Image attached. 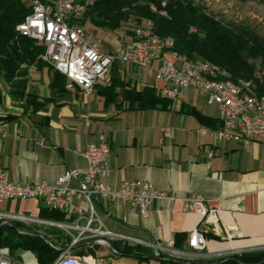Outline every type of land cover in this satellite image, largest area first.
<instances>
[{
  "label": "crops",
  "instance_id": "0c3cea01",
  "mask_svg": "<svg viewBox=\"0 0 264 264\" xmlns=\"http://www.w3.org/2000/svg\"><path fill=\"white\" fill-rule=\"evenodd\" d=\"M22 69L26 75L21 97L0 75V167L8 171L10 181L54 185L66 170L86 167L88 146L104 134L111 149L109 184L146 180L174 199H157L145 215L129 202L105 204L97 198L91 209L79 195L74 199L81 211L73 213L47 208L37 198L10 199L0 201V214L65 223H72L73 218L54 219L50 214H97L102 228L118 236L108 239L120 246L123 237L132 240L126 245L140 240L154 254L158 247L161 257H154L153 264L174 258L164 250L192 253L198 256L193 262L204 264L236 256L245 260L242 263H254L264 257V142H216L203 132L205 127H219L220 120L217 108L207 103L202 90H183L167 108L131 107L121 86L116 87L115 98L106 101L101 91L111 84V78L100 80L87 94L80 87L59 91L54 85L58 71L45 62L24 64ZM112 76L130 81L138 90L146 85L159 90L161 85L153 67L137 70L116 63ZM166 127L170 128L167 136ZM192 195L203 197L208 207L218 210L217 226L203 223L198 213L184 209V198ZM14 222L25 225L30 234L49 238L55 234L52 225L12 217L2 224ZM78 224L84 225L85 220ZM56 229L62 237L71 236L66 229ZM195 229L207 238L202 251L189 245ZM71 233L77 235L79 230L72 228ZM94 248L92 240L85 239L73 252L82 254Z\"/></svg>",
  "mask_w": 264,
  "mask_h": 264
},
{
  "label": "built area",
  "instance_id": "2783aa9c",
  "mask_svg": "<svg viewBox=\"0 0 264 264\" xmlns=\"http://www.w3.org/2000/svg\"><path fill=\"white\" fill-rule=\"evenodd\" d=\"M31 9L25 19L17 25V31L44 46L40 58L51 65L56 71L67 78V89L73 91L80 87L85 93L94 91L100 80L108 81L114 64H130L137 69L152 68L156 79L161 83L160 96L173 100L190 87L202 90L209 105L218 111L221 126L205 127V133H210L216 142L237 141L248 145L253 139L264 142V96H256L253 83L243 81H226V71L219 65L203 60V64H195V60L173 50V40L163 38L154 31V23L144 20L134 26L130 33L123 34L117 40L113 51H102L98 43L87 34L80 25L86 10L94 0H22ZM164 2V8L169 0ZM152 9V6H151ZM158 11V9H152ZM165 14V10L161 11ZM159 61L154 67V62ZM201 74H208V81H201ZM216 76L225 77V85L216 84ZM242 84H250L251 96L242 94ZM226 86H234V93H226ZM170 128H165L166 136ZM110 145L104 134L99 141L88 146L85 152L87 165L84 168H70L58 176L54 185L47 183H19L9 179L8 171L0 167V201L10 199L37 198L47 208L67 213L81 211L75 202V196L85 198L91 209L95 199L105 204L109 201L129 202L137 207L143 215L160 198L174 199V196L158 189L152 182L138 179H128L113 186L106 180L110 166ZM77 182V185H73ZM184 209L198 213L202 222L217 226L220 217L216 208L207 206L201 196L192 195L184 198ZM72 223L47 221L21 215L0 214V220L5 223L9 218H15L24 223L52 225L66 229L71 234L72 241L65 247H59V256L52 264H98V257L89 254H77L73 248L82 240L89 239L97 245H110L113 256L123 255L126 243L116 247L108 238L118 237L110 230L104 229L97 214H64ZM80 219L85 220L79 225ZM79 230L77 235L71 229ZM227 235L231 236L228 232ZM19 232H23L21 229ZM42 236V235H41ZM44 237V236H43ZM132 241V240H130ZM133 240V244H142ZM207 238L200 229H195L189 235V245L197 250L206 248ZM155 258H160L159 248H155ZM31 259L29 264H40L36 252L26 250ZM184 254L178 250H172ZM102 260V258H100ZM34 262V263H32ZM26 263V264H27ZM0 264H13V258L7 248H0Z\"/></svg>",
  "mask_w": 264,
  "mask_h": 264
},
{
  "label": "trees",
  "instance_id": "16d2710c",
  "mask_svg": "<svg viewBox=\"0 0 264 264\" xmlns=\"http://www.w3.org/2000/svg\"><path fill=\"white\" fill-rule=\"evenodd\" d=\"M241 1L263 2L264 0ZM151 6H155L158 11H153ZM162 10H165L166 13L162 14ZM30 11V7L22 0H0V75L10 84L11 91L20 97L24 94L22 83L26 75L22 69L23 65L43 63L40 58L44 52L43 44L25 37L17 31V25L25 19ZM86 16L91 19L92 23L112 29L120 28L124 22L131 18L138 22L151 20L154 23V31L163 38H171L173 49L179 54L195 61L205 60L219 65L234 81L255 78L256 67L249 62V58L256 47L264 50V40L255 31L238 25L224 24L207 13L202 5L194 3L193 0H169L165 8L162 7L159 0H94L86 12ZM15 40H17V46L14 44ZM111 79V84L105 86L101 91L107 102L115 98L116 87L121 86L123 96L131 107L139 105L142 108H167L169 106L170 100L162 98L155 85H146L138 90L130 81L126 82L115 76H112ZM66 82V76L57 72L55 87L59 91H63L66 88ZM253 84L255 85L254 82ZM258 85L256 93L264 94V86L259 83ZM50 216L54 219H61L64 214H50ZM5 226L11 228L9 224L1 225L0 248L10 246L11 249L20 247L32 250L36 252L40 264H52L59 256L60 250L50 245L47 240L54 245L56 242L48 236L20 234L19 241L11 245V241L8 239L9 235L2 237L1 234ZM58 232L59 230L54 228L53 233L56 234L58 242L59 239H63L60 246L65 247L70 244L72 237H62L58 235ZM88 252L83 250L81 253L89 254ZM123 255L139 257L138 254L126 252V250ZM262 259L259 258L255 261L258 262ZM244 261L242 257L236 256L217 264H241ZM161 264L204 263L170 258L162 259Z\"/></svg>",
  "mask_w": 264,
  "mask_h": 264
},
{
  "label": "rangeland",
  "instance_id": "374dc122",
  "mask_svg": "<svg viewBox=\"0 0 264 264\" xmlns=\"http://www.w3.org/2000/svg\"><path fill=\"white\" fill-rule=\"evenodd\" d=\"M193 1L196 4L202 5L207 13L214 16L217 20H220L224 24L238 25L240 27L253 30L264 40V1L263 2L241 1V0H193ZM161 3H162V7H164L163 1H161ZM152 9H156V7L152 6ZM88 10L89 8L86 10V12ZM85 14L81 19L80 25L85 29L87 34L91 36V38L96 43H98L102 51L105 52L113 51L116 47L117 40L123 37V34L130 33L132 29H134V26L142 23V22H138L134 18H131L126 22H124L123 26H121L120 28L112 29L108 26H100L92 23L91 19L88 16L85 17ZM41 61L43 60L41 59ZM249 62L252 63L254 67H256V70H255V78L249 79L248 81L251 82L253 81L255 83L254 85L255 89L259 87L258 83L264 86V50H261L256 47L255 50L252 52L251 57L249 58ZM30 65L32 64H29V66ZM256 81H258V83H256ZM6 86H7L6 83L3 82L4 89H6ZM10 225L11 228L9 229L8 227L5 226L1 234L2 237L9 235L8 239L11 241V245L12 243L14 244L19 241L20 234L29 233L28 228L23 224L14 222ZM20 229L23 231L22 233L19 232ZM51 239L54 242H56V246L61 247L60 244H62L63 242L62 240H59L58 242L56 234L52 235ZM111 243L116 247H120V243L115 240L111 241ZM1 248H7L10 251L11 256L13 258V264H26L27 261L31 259V255L26 251L29 249H22L20 247L11 249L10 246L9 247L3 246ZM125 250L126 252L138 254L139 257L133 255L113 256L111 253L110 245H100V244L95 245V248L88 253H92L93 255L99 258L98 264H153L154 263L153 261L155 256L154 250L149 246L143 244L142 245L127 244ZM164 251L163 253H165L166 255L170 254L174 258L186 262L198 258V256H195L192 253L179 254L175 252H170V251L164 252ZM100 258H102V260H100Z\"/></svg>",
  "mask_w": 264,
  "mask_h": 264
},
{
  "label": "bare ground",
  "instance_id": "6f19581e",
  "mask_svg": "<svg viewBox=\"0 0 264 264\" xmlns=\"http://www.w3.org/2000/svg\"><path fill=\"white\" fill-rule=\"evenodd\" d=\"M195 64H203V61H195ZM201 81H208V74H201ZM226 81H233L229 78V75L226 74ZM243 82L252 83L248 80H239ZM216 84L225 85V77L224 76H216ZM226 93H234V86H226ZM242 94L244 96H251V86L250 84H242ZM256 96H264V94L256 93Z\"/></svg>",
  "mask_w": 264,
  "mask_h": 264
},
{
  "label": "water",
  "instance_id": "95a60500",
  "mask_svg": "<svg viewBox=\"0 0 264 264\" xmlns=\"http://www.w3.org/2000/svg\"><path fill=\"white\" fill-rule=\"evenodd\" d=\"M14 44L17 46V40L14 41ZM1 227V225H0ZM241 264H264V259L258 261V262H254V263H242Z\"/></svg>",
  "mask_w": 264,
  "mask_h": 264
}]
</instances>
